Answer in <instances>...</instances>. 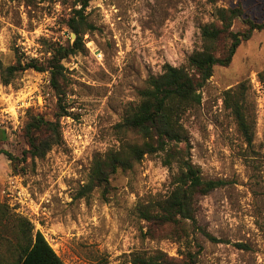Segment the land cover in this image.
Returning <instances> with one entry per match:
<instances>
[{
    "label": "rangeland",
    "instance_id": "obj_1",
    "mask_svg": "<svg viewBox=\"0 0 264 264\" xmlns=\"http://www.w3.org/2000/svg\"><path fill=\"white\" fill-rule=\"evenodd\" d=\"M236 6L264 22V0H92L82 45L63 61L70 116L60 119L62 141L41 159L20 160L30 118L58 119L50 71L27 70L7 86L0 78V206L12 221L26 217L65 264H132L134 255L156 253L169 264H264V31L243 43L228 67L214 69L201 104L181 120L188 143L179 147L204 179L226 182L196 201L198 227L218 242L192 228L179 240L173 227L151 229L140 218V203L173 189L179 168L165 164V153L112 175L106 193L79 197L95 157L123 141L141 143L116 129L139 104V91L165 65L185 67L202 48L201 28L218 9ZM74 9L71 1L0 0L2 65L37 61L47 69L49 52L76 40L68 28ZM244 28L242 19L235 21V32ZM242 83L250 144L225 103L226 92ZM2 233L13 240L11 229Z\"/></svg>",
    "mask_w": 264,
    "mask_h": 264
},
{
    "label": "trees",
    "instance_id": "obj_2",
    "mask_svg": "<svg viewBox=\"0 0 264 264\" xmlns=\"http://www.w3.org/2000/svg\"><path fill=\"white\" fill-rule=\"evenodd\" d=\"M71 1L75 15L68 22V28L76 34L73 46H59L49 53L48 68L31 61L4 67L0 61V78L3 85L12 83L17 75L27 70L51 73V89L59 101V114L56 120H47L42 116H32L24 127V137L28 149L24 152L22 162L28 159L44 158L62 141L60 119L70 116L65 99V67L63 61L76 54L82 45V27L86 26L85 11L92 0H58ZM219 1V0H214ZM80 7L76 9V7ZM79 18V21L77 20ZM242 19L243 31L235 32L236 20ZM264 31V22H257L246 17L241 6L221 8L216 11V19L201 28L202 48L195 51L185 67L177 68L165 65L163 73L151 77L147 86L139 91L140 102L132 108L127 117L116 127L120 134H133L141 143L123 141L119 149L95 157L91 165L88 180L79 197L83 198L97 189L106 193L110 186V177L118 171L127 172L142 161L145 156L165 153V164H178L179 172L174 177L173 189L164 198H154L140 203L137 212L140 218L150 224L151 229L173 227L179 240L189 237V230L204 232L197 225L196 201L199 197L226 185L223 180H208L202 176L201 169L189 158L188 149L179 146L188 143L185 129L181 122L183 115L191 108L201 104V90L212 78L216 67H228L237 49L248 42L255 32ZM244 84L226 92L225 103L234 115L240 131L250 144L252 142V125L249 122L243 99ZM13 162L19 161L10 153H5ZM16 170V168L14 167ZM2 231L11 229L13 240L0 230V264H65L49 245L40 231L23 216L14 221L8 211L0 206ZM11 223V227L9 226ZM191 223V226H187ZM151 231V230H150ZM210 241L217 239L204 232ZM7 244L3 250L1 246ZM4 247V246H3ZM132 264H169L163 253L143 257L134 255ZM193 264V263H190Z\"/></svg>",
    "mask_w": 264,
    "mask_h": 264
},
{
    "label": "water",
    "instance_id": "obj_3",
    "mask_svg": "<svg viewBox=\"0 0 264 264\" xmlns=\"http://www.w3.org/2000/svg\"><path fill=\"white\" fill-rule=\"evenodd\" d=\"M75 36V35H74ZM76 37V36H75Z\"/></svg>",
    "mask_w": 264,
    "mask_h": 264
}]
</instances>
